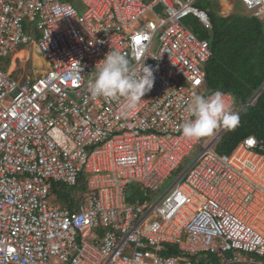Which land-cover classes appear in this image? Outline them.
I'll return each mask as SVG.
<instances>
[{
	"label": "built area",
	"instance_id": "2783aa9c",
	"mask_svg": "<svg viewBox=\"0 0 264 264\" xmlns=\"http://www.w3.org/2000/svg\"><path fill=\"white\" fill-rule=\"evenodd\" d=\"M196 1L0 0V57L33 42L27 22L48 62L43 75L23 82L0 67V264L264 257V150L253 135L229 153L215 150L214 135L159 198H126L131 183L158 190L206 139L179 131L191 95L215 92L205 89L209 42L184 21L191 15L210 27ZM239 2L264 21V0ZM110 51L154 69V86L135 109L90 95L88 81ZM222 92L232 110V94ZM81 183L73 208L55 202L54 187ZM167 245L177 253L165 254Z\"/></svg>",
	"mask_w": 264,
	"mask_h": 264
},
{
	"label": "trees",
	"instance_id": "16d2710c",
	"mask_svg": "<svg viewBox=\"0 0 264 264\" xmlns=\"http://www.w3.org/2000/svg\"><path fill=\"white\" fill-rule=\"evenodd\" d=\"M238 3L236 1V10H239ZM211 8L210 5L205 7L211 16V35L206 36V39L212 51L211 57L204 65L205 89L210 92L221 90L231 93L233 109L237 111L264 83V21L239 11L227 16H215ZM238 116V126L222 133L215 143V150L219 153H229L248 135L255 136L264 150V88L256 101L248 104ZM181 171L180 164L171 176L174 177ZM79 188L82 191L74 189L77 191L73 196H66L68 198L64 205L72 208L75 206L83 196V183ZM54 190L57 191V187H54ZM126 190L130 194L126 197L128 201H143L147 198V191L142 190L138 184L131 183ZM164 253L176 254L177 249L174 245H167ZM210 259L217 260L214 255L210 256ZM254 260L252 263L231 264H264V257L254 256Z\"/></svg>",
	"mask_w": 264,
	"mask_h": 264
},
{
	"label": "clouds",
	"instance_id": "9594fccd",
	"mask_svg": "<svg viewBox=\"0 0 264 264\" xmlns=\"http://www.w3.org/2000/svg\"><path fill=\"white\" fill-rule=\"evenodd\" d=\"M154 69L141 63L132 65L118 51H110L96 64V71L88 81L93 98L114 100L122 98L125 107L135 109L142 97L154 86ZM222 91L208 96L193 93L188 106L190 118L179 125L184 138L198 140L211 136L223 127L233 130L239 124V116L231 110Z\"/></svg>",
	"mask_w": 264,
	"mask_h": 264
},
{
	"label": "rangeland",
	"instance_id": "374dc122",
	"mask_svg": "<svg viewBox=\"0 0 264 264\" xmlns=\"http://www.w3.org/2000/svg\"><path fill=\"white\" fill-rule=\"evenodd\" d=\"M145 1H150V0H145ZM230 3L234 4L236 1L238 0H228ZM239 2V1H238ZM197 5H201L202 8L205 9V7L207 5L212 6L211 11L213 12V15L215 16H219L218 12L222 15H227L229 14L228 12H224L223 8L221 9L219 7L218 9V0H197L196 1ZM238 9L237 11L247 14L248 12H244L241 3L239 2L237 4ZM156 12H158L160 10L159 6H156L154 9ZM207 10V9H205ZM235 10V9H234ZM234 10H231L232 12H234ZM229 10V12H231ZM208 12V11H207ZM231 12V13H232ZM148 18H151L150 16ZM209 18L211 19V16L209 15ZM185 23L187 24V26L200 38H207L208 36L211 35V29L210 27L207 28L205 27L202 23H200L197 19L193 18V16H188L186 17V19L184 20ZM24 30L25 32H27L32 38H33V42H29L27 44H20L18 46L15 47V49L11 52H9L6 56L0 57V67L3 71L7 72V68H8V62L9 59L11 58V56L13 55V53L19 49V48H25L29 51V59L27 61H25L24 66L23 67H19L18 65H20V61H18V67L14 70V72L9 73V77L18 81V82H23L25 81V78L27 75L30 76V78H33L34 74H33V60H34V55H40L39 52H37L36 50V45H37V38L39 37V31L35 29L34 25L32 24H27V22H24ZM207 36V37H206ZM43 66V65H42ZM44 68V67H43ZM8 73V72H7ZM232 111H235V109H233ZM221 128V127H220ZM218 128L215 133L220 129ZM215 133L211 136L206 137V139H203L201 142H199L195 148L192 150V152L182 161L181 163V168L183 172L196 158V156L199 154V152L202 150L203 148V144L204 143H208L209 140L212 139V137L215 135ZM215 148V147H214ZM180 172V173H181ZM179 173V174H180ZM179 174H176L174 177L171 176L169 178H167L165 181H163L160 185H159V189L154 191L153 193L151 191H147L145 192V195L147 196V200L148 201H153L154 198H159L166 189H168V187L173 183V181L178 177ZM58 189L57 191L53 192V196L57 198V200L55 202H57L58 204L64 205L66 203V199L68 197H66L67 195L73 196L76 191L73 190L72 188H69L65 185H58ZM49 264H54L53 260L50 259L49 260Z\"/></svg>",
	"mask_w": 264,
	"mask_h": 264
},
{
	"label": "crops",
	"instance_id": "0c3cea01",
	"mask_svg": "<svg viewBox=\"0 0 264 264\" xmlns=\"http://www.w3.org/2000/svg\"><path fill=\"white\" fill-rule=\"evenodd\" d=\"M227 1V3H228V8H225V6L223 5V0H218V9H219V7L222 9L223 8V11L224 12H228L229 14H231V10H234V12L235 11H237L236 10V8H235V5H236V2L234 3V4H232V3H230L228 0H226ZM239 1V0H238ZM146 2H149V1H146ZM156 6H159V8H160V10H161V6L160 5H156ZM155 6V7H156ZM155 7H154V9H155ZM243 8V7H242ZM159 10V11H160ZM229 10L231 11V12H229ZM243 10H244V12H247V11H245V9L243 8ZM160 13V12H159ZM233 13V12H232ZM218 14L220 15V16H227V15H229V14H227V15H222L221 14V11H220V13L218 12ZM247 14H249V13H247ZM149 16L150 17H153V15L150 13L149 14ZM36 50H37V52H39L40 53V51H39V49H38V46L36 45ZM29 51L27 50V49H25V48H19V49H17L14 53H13V55L11 56V58L9 59V61H7L8 62V68H7V72H8V74L9 73H12V72H14V70L19 66V67H23L24 66V63H25V61H27L29 58ZM18 61H20L21 63H20V65H18ZM18 65V66H17ZM43 65V66H42ZM33 74H34V76H33V78H30V76L29 75H27L26 76V78H25V80H27V79H29V80H34L35 78H37V77H39V76H41V75H43L44 73H45V71L48 69V62H47V60L45 59V57L43 56V54L42 53H40V55H34V60H33ZM44 67V68H43ZM251 103H254V102H251ZM170 187V186H169ZM168 187V188H169Z\"/></svg>",
	"mask_w": 264,
	"mask_h": 264
},
{
	"label": "water",
	"instance_id": "95a60500",
	"mask_svg": "<svg viewBox=\"0 0 264 264\" xmlns=\"http://www.w3.org/2000/svg\"><path fill=\"white\" fill-rule=\"evenodd\" d=\"M264 88V83L258 88V90L248 99V101L242 106L240 107V109H238L236 111V114L239 115L244 109L245 107L250 104L251 102H255L257 99V96L259 95L260 91ZM226 129H224L223 127H221L217 133L215 134V136L213 137V139L211 140L210 144H214L222 135V133L225 131ZM186 170V169H185ZM185 170L183 172H181L178 177L173 181V183L170 185L172 186L185 172Z\"/></svg>",
	"mask_w": 264,
	"mask_h": 264
},
{
	"label": "bare ground",
	"instance_id": "6f19581e",
	"mask_svg": "<svg viewBox=\"0 0 264 264\" xmlns=\"http://www.w3.org/2000/svg\"><path fill=\"white\" fill-rule=\"evenodd\" d=\"M223 5L225 6V8H228L229 6L226 0H223Z\"/></svg>",
	"mask_w": 264,
	"mask_h": 264
}]
</instances>
